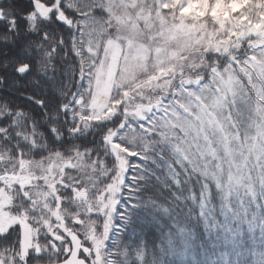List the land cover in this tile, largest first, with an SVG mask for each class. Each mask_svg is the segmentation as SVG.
I'll return each instance as SVG.
<instances>
[{"label": "snow or ice", "instance_id": "6c2138e0", "mask_svg": "<svg viewBox=\"0 0 264 264\" xmlns=\"http://www.w3.org/2000/svg\"><path fill=\"white\" fill-rule=\"evenodd\" d=\"M236 2L0 0V43L39 41L13 71L47 82L22 94L39 118L0 95V264H123L115 242L147 208L177 231L195 216L229 249L264 245L245 203L264 192V0ZM169 180L168 205L138 195Z\"/></svg>", "mask_w": 264, "mask_h": 264}, {"label": "trees", "instance_id": "16d2710c", "mask_svg": "<svg viewBox=\"0 0 264 264\" xmlns=\"http://www.w3.org/2000/svg\"><path fill=\"white\" fill-rule=\"evenodd\" d=\"M27 7L28 0H15V9L18 13L22 14ZM19 23L23 27V22ZM11 35L0 33V37ZM27 40H37V38L22 32L19 39L13 37L12 43H0V74L6 77L5 83L0 85V95L10 99L14 107L30 109L32 114L39 118L43 115L40 107L22 94L39 96L42 93L41 86L47 82L42 77H38L41 81V85L38 86L30 83V77H17L13 71V60L20 56L23 44ZM50 43L55 41L45 43L44 46L48 47ZM5 61L8 62L7 68L3 67ZM14 81H19V86ZM38 126L43 133L49 134L47 124L41 121ZM149 167L155 168L151 164ZM145 194L153 196L159 203L168 205L172 197L178 195V189L169 180L167 186L156 184L154 188L142 187L138 195ZM256 197L264 198V192H261L259 188L252 194V199H245V203L251 206V215L255 217L254 222H261L264 221V208L256 202ZM193 212H195L194 207ZM130 241L133 242L132 245L139 244V248H142L141 258L145 252L147 253L149 264H218L221 260L222 264H228L229 252L232 253L233 264H239L241 258L248 260L249 264H264V245L260 244L258 233L256 239L252 241L253 254L249 255L247 249L241 251L239 245L229 249L218 237H210L206 233L205 226L199 223L195 216L183 226L182 231H177V225L169 217L161 216L158 211L151 208L138 210L132 222L127 225V233L123 241L115 242L121 249L120 256L124 258L123 264H127L125 251L131 245Z\"/></svg>", "mask_w": 264, "mask_h": 264}, {"label": "rangeland", "instance_id": "374dc122", "mask_svg": "<svg viewBox=\"0 0 264 264\" xmlns=\"http://www.w3.org/2000/svg\"><path fill=\"white\" fill-rule=\"evenodd\" d=\"M246 2V0H237L236 3L233 4V7L234 8H238V7H241L244 3ZM132 241H130V244L132 247H128V250H126L125 252V256H126V259H127V264H134V261H135V256L131 257V258H128L129 257V253L130 252H133V253H139L140 257H142V248H136L135 245H132Z\"/></svg>", "mask_w": 264, "mask_h": 264}]
</instances>
